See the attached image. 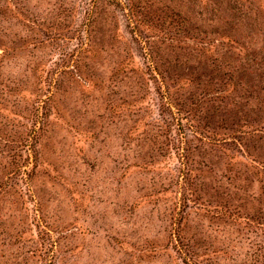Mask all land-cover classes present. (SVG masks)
Returning a JSON list of instances; mask_svg holds the SVG:
<instances>
[{
  "label": "rangeland",
  "instance_id": "1",
  "mask_svg": "<svg viewBox=\"0 0 264 264\" xmlns=\"http://www.w3.org/2000/svg\"><path fill=\"white\" fill-rule=\"evenodd\" d=\"M0 264H264V0H0Z\"/></svg>",
  "mask_w": 264,
  "mask_h": 264
}]
</instances>
